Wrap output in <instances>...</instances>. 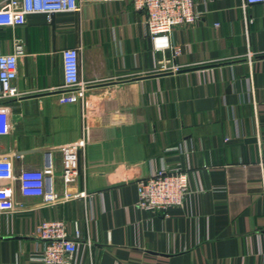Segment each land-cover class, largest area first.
I'll return each mask as SVG.
<instances>
[{
  "label": "crops",
  "instance_id": "0c3cea01",
  "mask_svg": "<svg viewBox=\"0 0 264 264\" xmlns=\"http://www.w3.org/2000/svg\"><path fill=\"white\" fill-rule=\"evenodd\" d=\"M243 1L196 0L199 20L171 39L182 69L206 67L160 75L150 73L159 55L131 0L0 27V52L15 38L25 50L21 94L0 100L11 107L0 157L16 174L50 161L60 197L75 171L70 190L87 194L51 204L14 180L0 264H41L35 230L55 218L81 231L76 264H264V4L245 10ZM67 47L80 48L83 103L59 100ZM161 168L190 172V193L170 216L137 205V181Z\"/></svg>",
  "mask_w": 264,
  "mask_h": 264
},
{
  "label": "built area",
  "instance_id": "2783aa9c",
  "mask_svg": "<svg viewBox=\"0 0 264 264\" xmlns=\"http://www.w3.org/2000/svg\"><path fill=\"white\" fill-rule=\"evenodd\" d=\"M99 0H0V27L21 26L27 15L44 13L52 21L57 13L80 12L86 2ZM112 1V0H102ZM134 8L142 11L153 50L158 53V61L150 73L178 72L183 66L177 62L181 48L174 45L171 32L177 25L196 23L200 14L196 0H131ZM254 4H264V0H244L245 10ZM250 18L246 16L247 24ZM24 42L15 38L13 51L0 52V100L14 98L21 94L14 80L18 76L19 58L24 54ZM80 48L67 47L62 51L64 82L60 88L59 100L63 103L82 102L86 96L85 83L81 78ZM11 107L0 103V134L9 131ZM84 145V141H80ZM77 146V145H76ZM53 173L49 161L43 168H24L15 173L10 156L0 157V212L14 210V188L12 182H20L24 196L42 197L44 202L54 204L61 199L86 197L85 191L72 192L69 184L76 179V172L65 175L63 195L55 192L48 176ZM49 180V181H48ZM190 193V172L186 169L168 170L161 168L137 181V205L149 211H161L171 215L175 208L184 206ZM35 235L43 246L36 259L41 264H76L80 251L81 231L75 226L70 232L68 223L62 218L44 220L35 230Z\"/></svg>",
  "mask_w": 264,
  "mask_h": 264
},
{
  "label": "water",
  "instance_id": "95a60500",
  "mask_svg": "<svg viewBox=\"0 0 264 264\" xmlns=\"http://www.w3.org/2000/svg\"><path fill=\"white\" fill-rule=\"evenodd\" d=\"M200 67H206V66H199V67H193V68H184V69H181L180 71L192 70V69H197V68H200ZM169 73H172V72L158 73V74H154V75L169 74Z\"/></svg>",
  "mask_w": 264,
  "mask_h": 264
}]
</instances>
